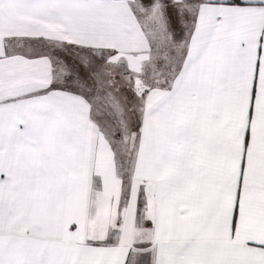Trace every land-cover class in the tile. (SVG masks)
<instances>
[{
    "label": "snow or ice",
    "instance_id": "snow-or-ice-1",
    "mask_svg": "<svg viewBox=\"0 0 264 264\" xmlns=\"http://www.w3.org/2000/svg\"><path fill=\"white\" fill-rule=\"evenodd\" d=\"M0 264H264V0H0Z\"/></svg>",
    "mask_w": 264,
    "mask_h": 264
}]
</instances>
